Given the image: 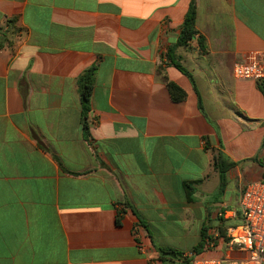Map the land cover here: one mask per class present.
Masks as SVG:
<instances>
[{"label": "crops", "instance_id": "0c3cea01", "mask_svg": "<svg viewBox=\"0 0 264 264\" xmlns=\"http://www.w3.org/2000/svg\"><path fill=\"white\" fill-rule=\"evenodd\" d=\"M262 51L264 0H0V264H177L241 224L264 86L233 66Z\"/></svg>", "mask_w": 264, "mask_h": 264}, {"label": "built area", "instance_id": "2783aa9c", "mask_svg": "<svg viewBox=\"0 0 264 264\" xmlns=\"http://www.w3.org/2000/svg\"><path fill=\"white\" fill-rule=\"evenodd\" d=\"M233 75L237 80L264 83V51L254 53L244 62H237L233 66ZM240 211L241 224L228 228L226 234L210 236L206 242V252L185 256L189 264H264V177L243 189ZM219 246L225 250L223 257L204 256L208 252H215ZM140 247L147 253L145 245Z\"/></svg>", "mask_w": 264, "mask_h": 264}, {"label": "trees", "instance_id": "16d2710c", "mask_svg": "<svg viewBox=\"0 0 264 264\" xmlns=\"http://www.w3.org/2000/svg\"><path fill=\"white\" fill-rule=\"evenodd\" d=\"M195 23H196V7H195V4H192L190 6V9L186 17V21L184 23V28H183L182 35L180 38L181 44H186L189 40L193 38V36L196 33ZM168 56L171 62L175 65V67L178 70H180L181 72L185 74H188V71L185 69V67L180 62L176 61L175 57L171 55V52L168 54ZM163 80L165 81L174 101L180 102L186 98V92L179 85L170 81L166 76H163ZM79 85H80L79 87H80L81 96H82L83 115L85 118L88 112L90 111L91 96H92V91L94 87L93 70L88 71L82 77V79L79 82ZM261 86H264V83H262ZM263 90H264V87H263ZM217 165L219 166L220 177H221V190H223L226 184V176H225L226 171L234 167L235 164L229 161L218 160ZM185 186L187 189L189 188L191 189L190 184H185ZM205 238L206 237L204 235L202 242H200L194 248L193 252L201 253L203 251V249L205 248ZM159 251L164 256L171 254L177 257L178 259L177 264H189L188 260L184 261V259L182 258L184 256L183 252L175 251L170 248H160Z\"/></svg>", "mask_w": 264, "mask_h": 264}, {"label": "rangeland", "instance_id": "374dc122", "mask_svg": "<svg viewBox=\"0 0 264 264\" xmlns=\"http://www.w3.org/2000/svg\"><path fill=\"white\" fill-rule=\"evenodd\" d=\"M191 253H188L187 255H190ZM204 256H208V257H223L224 255H214V254H205ZM187 259L184 258V261H186Z\"/></svg>", "mask_w": 264, "mask_h": 264}]
</instances>
